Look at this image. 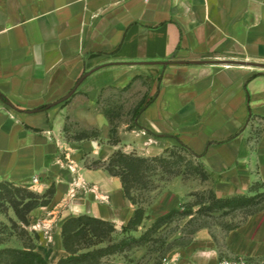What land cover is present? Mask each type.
<instances>
[{
	"label": "crops",
	"instance_id": "obj_1",
	"mask_svg": "<svg viewBox=\"0 0 264 264\" xmlns=\"http://www.w3.org/2000/svg\"><path fill=\"white\" fill-rule=\"evenodd\" d=\"M120 90L139 93L136 126L123 121L120 138L142 139L149 154L168 141L187 145L220 198L264 187V0H0V183L54 187L29 217L31 228L45 225L36 250L48 264L68 255L69 217L122 227L135 214L120 176L87 164L123 145L109 141L102 102ZM70 123L103 134L71 137ZM263 256L261 208L225 228L222 243L201 227L168 258Z\"/></svg>",
	"mask_w": 264,
	"mask_h": 264
},
{
	"label": "rangeland",
	"instance_id": "obj_2",
	"mask_svg": "<svg viewBox=\"0 0 264 264\" xmlns=\"http://www.w3.org/2000/svg\"><path fill=\"white\" fill-rule=\"evenodd\" d=\"M138 94L133 90L107 92L102 101L104 110L112 118V126L116 129L115 133L111 134L112 139L116 138L118 143L123 144L119 150L127 155L146 159V162L141 163L138 179L132 178L130 181L132 193L130 200L136 208L145 209L144 219L137 230H130L126 234L121 232L122 227L116 226L119 231L113 236V243L129 235L141 239V242L130 241L122 250L105 256L102 264H165V258L188 245L199 228H211L218 241L222 243L225 228L238 222L242 215L264 208V187L261 184L255 186L254 194L245 195L243 200L241 196L236 197L233 203L215 204L211 199L213 189L209 176L199 169L197 159L180 144L168 141L162 145L161 153L149 154L147 148L150 145L144 144L142 139L141 143H138V140L132 138H120L118 128L125 126L123 121L128 122L126 127L129 130L136 126ZM84 127L83 124L70 123L69 136L87 135L92 139L95 135L103 134L101 130L95 128L84 130ZM98 140L105 142L103 139ZM109 160L110 158L104 162L107 163ZM87 164L95 166L97 163L88 157ZM175 172H180V175H173ZM177 177L183 180L184 186L177 182ZM223 205L225 207L222 209L217 208ZM20 207H23V204ZM172 209L190 210L192 213L184 217L168 218L154 228L158 219ZM41 224L39 229L45 226ZM17 225H21V221L15 208L5 199H0L1 247H21L22 241L18 235L20 229ZM28 229L37 232L30 225ZM108 244L109 242L102 246ZM247 259L255 262L264 259V256Z\"/></svg>",
	"mask_w": 264,
	"mask_h": 264
},
{
	"label": "trees",
	"instance_id": "obj_3",
	"mask_svg": "<svg viewBox=\"0 0 264 264\" xmlns=\"http://www.w3.org/2000/svg\"><path fill=\"white\" fill-rule=\"evenodd\" d=\"M84 77L85 75L78 82ZM0 95L4 99H7L1 92ZM46 108H48V105L40 107L37 110ZM115 131L116 129L113 127L112 133H115ZM112 140L113 142H118L116 138ZM180 145L196 159L199 157L187 145L183 143H180ZM144 162H146L144 158L130 156L119 150L113 154L107 163L96 161L97 164L95 166H105L111 174L120 176L127 197L132 199L130 181L132 178L138 179L141 163L143 164ZM197 166L202 172L207 174L199 162H197ZM173 175L178 176L180 172H175ZM54 191V187H51L47 192L41 194L28 187L17 186L9 181L0 183V199H5L13 205L21 221V225H17V228L20 229L18 235L22 241L21 247L9 246L0 248V264H48L45 257L36 250L37 241L40 237L39 234L35 231L31 232L28 226L30 225L29 215L31 210L39 205L48 204L54 195ZM211 194V199L215 204L223 202L233 203L236 198H220L214 191ZM243 198L244 196L241 197V200ZM249 199L251 200L253 198ZM22 204L23 207H20ZM223 207L225 205L217 208L222 209ZM191 213L190 210L172 209L158 219L154 228L168 218L174 216L184 217ZM144 215L145 209L143 207L136 208L134 216L126 225L122 226L121 232L126 234L130 230H137L144 219ZM118 231L115 223L89 214L69 217L64 222L62 230L63 245L68 255L61 258L58 264H102L105 256L122 250L124 245L130 241L141 242V239H136L129 235L117 243H113V236ZM107 242H109L107 246H102Z\"/></svg>",
	"mask_w": 264,
	"mask_h": 264
},
{
	"label": "built area",
	"instance_id": "obj_4",
	"mask_svg": "<svg viewBox=\"0 0 264 264\" xmlns=\"http://www.w3.org/2000/svg\"><path fill=\"white\" fill-rule=\"evenodd\" d=\"M38 181V178H35L34 179V182ZM42 226L41 223H37L33 226V229L34 230H37L39 229L40 227ZM172 260L169 259V258H165V263L169 264L171 263ZM219 264H264V259H261L260 261H250L249 259L247 258H244V257H239V258H226V259H222Z\"/></svg>",
	"mask_w": 264,
	"mask_h": 264
}]
</instances>
